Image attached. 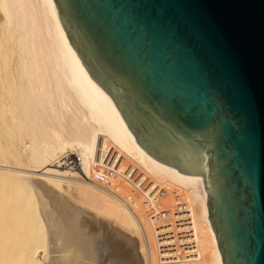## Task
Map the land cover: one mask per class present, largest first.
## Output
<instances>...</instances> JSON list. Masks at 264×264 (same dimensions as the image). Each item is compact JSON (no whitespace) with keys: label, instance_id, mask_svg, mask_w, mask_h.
Masks as SVG:
<instances>
[{"label":"bare ground","instance_id":"6f19581e","mask_svg":"<svg viewBox=\"0 0 264 264\" xmlns=\"http://www.w3.org/2000/svg\"><path fill=\"white\" fill-rule=\"evenodd\" d=\"M208 161L205 149L207 173ZM104 167L113 175L99 182ZM157 188L165 195L149 219L144 193ZM65 195L89 218L71 220ZM83 227L109 245L126 238L118 264H159L158 238L193 264H222L202 177L136 142L69 43L54 0H0V264H94L86 251L104 264Z\"/></svg>","mask_w":264,"mask_h":264},{"label":"water","instance_id":"95a60500","mask_svg":"<svg viewBox=\"0 0 264 264\" xmlns=\"http://www.w3.org/2000/svg\"><path fill=\"white\" fill-rule=\"evenodd\" d=\"M54 3L136 142L202 177L222 264H264V0Z\"/></svg>","mask_w":264,"mask_h":264},{"label":"rangeland","instance_id":"374dc122","mask_svg":"<svg viewBox=\"0 0 264 264\" xmlns=\"http://www.w3.org/2000/svg\"><path fill=\"white\" fill-rule=\"evenodd\" d=\"M74 157H75V154H74ZM69 167H71V166H69ZM4 183H6V182H4ZM2 184H3V182H2ZM63 198L64 199L62 201L65 200L68 203V205H69V207H68V209H69L68 213L69 214L67 213V215L69 216V218L71 220L74 219L73 221H75L77 213H80L79 215H77V218L80 216L79 219H77V221L80 220L81 218H84V217H88L89 218V214L88 213L87 214H82L81 213V212L85 213V211H87V209H86V207L84 205L76 203L74 200H71V198L68 195H65V197H63ZM72 208L74 210L76 209V211H74ZM70 209H71V212H70ZM75 212H76V214H75ZM72 215H73V218H72ZM85 215H87V216H85ZM89 228L92 230L91 234L89 232V230H90ZM89 228L86 229V228L83 227L82 230L83 229H84L83 231L88 230L87 231V232H89L88 234L93 235V237H96L98 240H100L99 241L100 243L98 244V246L100 245V248L104 249V250L102 249V251H104V252H102L103 258L105 260V261H103L104 264H115V263L118 264L119 259H121L125 255V248H123V244L122 243L126 241V238L122 237L121 240H116V243L114 242L113 244L109 245L107 242H105L103 240V238H101L102 234H100V232H99L100 230L98 231V229L96 227H94V228L89 227ZM98 233H99V235H98ZM124 235L132 238L134 240V245H135V240L137 241V239L135 237H132V235H130V234L128 235L127 232H125ZM78 242H79V246H81L80 242H82V240H79ZM101 245H102V247H101ZM97 254H98V251H97ZM92 255H94V252L92 254V252L86 251V256L89 259V261H91L93 259L92 262H94V264H101V263H97V261L95 262L96 257H94ZM99 255H101V253H99ZM104 255H105V257H104Z\"/></svg>","mask_w":264,"mask_h":264},{"label":"built area","instance_id":"2783aa9c","mask_svg":"<svg viewBox=\"0 0 264 264\" xmlns=\"http://www.w3.org/2000/svg\"><path fill=\"white\" fill-rule=\"evenodd\" d=\"M71 159H75L74 155H71ZM78 162V160H77ZM113 175V169L110 167H104L102 170L98 171L97 173V181L99 182H105L109 176ZM165 195V190L163 188H157L156 190H151L146 193H144L145 200L148 204V213H149V219H154L156 215L155 210V204L158 202V200ZM160 237L157 235V238ZM160 241L159 244V264H193L191 262V256L182 254H173L172 247L167 244L162 243V239L158 238Z\"/></svg>","mask_w":264,"mask_h":264}]
</instances>
